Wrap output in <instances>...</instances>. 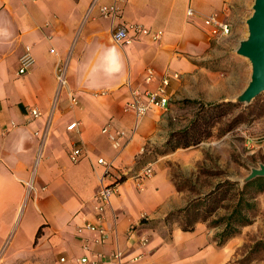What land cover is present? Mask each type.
I'll list each match as a JSON object with an SVG mask.
<instances>
[{
	"label": "crops",
	"instance_id": "0c3cea01",
	"mask_svg": "<svg viewBox=\"0 0 264 264\" xmlns=\"http://www.w3.org/2000/svg\"><path fill=\"white\" fill-rule=\"evenodd\" d=\"M236 1L0 0V26L11 32L0 39V264H77L82 256L100 257L106 264H240L250 225L220 244V228L209 221L185 230L169 218L221 181L195 194L178 186L172 169L196 184L199 169L209 167L208 155L216 159L219 152L210 143L164 151L171 132L180 128L178 104L221 100L222 91L211 92L210 85L234 81H212L191 53L204 52L216 38L203 18L218 13L227 20ZM115 2L120 8L113 19L101 7ZM132 24L151 31L129 45L116 43L113 30ZM157 30L163 31L159 39L153 36ZM113 45L123 70L111 78L102 70L93 72ZM27 46L35 63L21 74L20 56ZM61 67L67 80L62 88ZM148 68L155 70L151 81ZM167 71L179 73L168 86L167 110L154 108L138 118L124 109L135 90L155 89ZM34 106L42 111L37 118L29 113ZM73 122L77 127L69 129ZM106 125L125 132L120 150L103 132ZM21 135L27 140L16 152ZM77 147L83 155L73 162ZM155 147L161 151L150 155ZM100 157L114 159L117 172L125 174L105 209L106 240L99 231H79L86 221H96L93 200L104 173ZM148 163L155 172L140 187L133 175ZM117 251L121 260H109Z\"/></svg>",
	"mask_w": 264,
	"mask_h": 264
},
{
	"label": "rangeland",
	"instance_id": "374dc122",
	"mask_svg": "<svg viewBox=\"0 0 264 264\" xmlns=\"http://www.w3.org/2000/svg\"><path fill=\"white\" fill-rule=\"evenodd\" d=\"M254 0H237L233 11H229L226 21L232 25L233 34L225 37L215 36L210 39V45L204 52L191 53L192 60L208 69V77L212 81L217 78H233V82L225 85H210L211 92L219 88L222 91L221 100L236 102L235 97L240 94L251 78L252 65L247 57L237 53L241 39L247 36V18L253 12ZM201 56L206 59L201 61ZM193 72V71H192ZM197 73V70L193 72ZM241 77V78H240ZM242 79V80H241ZM205 102H215L213 100ZM230 107V112L213 128V135L202 143L213 144L214 150L219 152L215 159H210L209 167H201L196 184L192 178H186L179 168H173V176L181 188L192 190L195 194L214 185L217 178L240 181L247 176L253 167L264 163V92L259 94L250 104ZM245 110L241 122L233 121L236 114ZM197 110V106L182 102L178 104L177 122L180 128L190 123ZM236 127L221 135L230 124ZM219 160L221 161L219 163ZM224 212L223 208L221 212ZM247 242L242 246L240 264H264V193L258 197V212L254 222L244 234Z\"/></svg>",
	"mask_w": 264,
	"mask_h": 264
},
{
	"label": "built area",
	"instance_id": "2783aa9c",
	"mask_svg": "<svg viewBox=\"0 0 264 264\" xmlns=\"http://www.w3.org/2000/svg\"><path fill=\"white\" fill-rule=\"evenodd\" d=\"M119 5L115 2L112 4H106L101 7V11L104 15L110 16L113 19L116 18L119 10ZM194 10L189 9V15H193ZM205 26H207L210 32L214 36L225 37L232 33V25L230 22L224 20L220 17L218 13H212L203 18ZM131 30L133 33H131ZM151 30L144 27L141 24H132L129 27L118 26L113 30V39L116 43L120 45L131 44L137 36L143 33H150ZM163 34L162 30H157L153 33L155 39H159ZM35 63V56L31 50V47L27 46L24 53L20 56L19 73L24 74L29 71ZM65 67L59 68L58 78L61 88L66 85ZM155 76V70L153 68L147 69V80L151 81ZM179 77L178 72L167 71L163 74L161 78V83L155 89H146L145 91L135 90L133 92V97L128 100L125 104L124 109L126 111H133L138 118L147 114L151 109H161L167 110L170 104V96L168 93V86L172 78ZM70 99L77 103V98L72 92H69ZM29 113L32 117L37 118L42 115V111L34 106L29 107ZM77 127V122L71 123L68 128L74 129ZM113 145L117 149L123 147L121 139L125 136V132L120 129L111 128L110 125H106L103 128ZM146 151V147L143 148V152ZM83 155L81 147L75 148L71 153V159L73 162H78ZM98 163L104 166V173L101 176V186L98 192L94 195L93 208L96 221H86L79 227V231L84 230L99 231L102 235V240H106L108 237V232L102 226V220L104 218L105 209L111 204L112 196L119 192V185L124 179V173L119 171L115 163V160H108L105 157H100ZM155 170L152 163L146 164V166L138 173L133 175L136 180L137 185L142 187L146 178L153 176ZM29 187L32 186L29 184ZM122 252L117 251L108 257L109 260H121ZM65 256L61 257V261H66ZM107 260H102L100 257L91 258L89 256H82L76 259L77 264H106Z\"/></svg>",
	"mask_w": 264,
	"mask_h": 264
},
{
	"label": "trees",
	"instance_id": "16d2710c",
	"mask_svg": "<svg viewBox=\"0 0 264 264\" xmlns=\"http://www.w3.org/2000/svg\"><path fill=\"white\" fill-rule=\"evenodd\" d=\"M182 102L197 106V110L189 124L171 132L165 152L178 147L200 145L213 135V128L226 118L230 107L243 106L241 102L232 101L205 102L185 99ZM244 112L243 109L236 114L233 121L241 122ZM235 127V123L230 124L221 135ZM160 151V148L155 147L150 155ZM262 193L264 176H258L246 183L231 179L221 180L209 191L191 200L185 208L172 212L169 218L179 220L185 230L194 229L199 221H209L211 226L220 228L217 235L219 243L223 244L239 233L242 227L254 222L258 212V197ZM223 208L225 211L221 212ZM258 244L264 246V241Z\"/></svg>",
	"mask_w": 264,
	"mask_h": 264
},
{
	"label": "water",
	"instance_id": "95a60500",
	"mask_svg": "<svg viewBox=\"0 0 264 264\" xmlns=\"http://www.w3.org/2000/svg\"><path fill=\"white\" fill-rule=\"evenodd\" d=\"M248 33L240 40L237 53L247 57L252 65L251 78L243 91L235 97L236 102L250 104L264 92V0H254L253 12L247 18ZM258 176H264V163L253 167L242 178L246 183Z\"/></svg>",
	"mask_w": 264,
	"mask_h": 264
},
{
	"label": "clouds",
	"instance_id": "9594fccd",
	"mask_svg": "<svg viewBox=\"0 0 264 264\" xmlns=\"http://www.w3.org/2000/svg\"><path fill=\"white\" fill-rule=\"evenodd\" d=\"M11 36V32L3 26H0V39H7ZM123 59L120 56L118 48L113 45L112 47L106 48L102 57L101 65L97 68H93V72L102 70L105 75L109 78L119 74L123 70ZM27 137L21 135L15 144V151L22 152L24 150V144Z\"/></svg>",
	"mask_w": 264,
	"mask_h": 264
}]
</instances>
